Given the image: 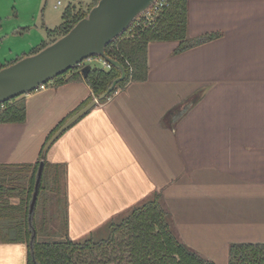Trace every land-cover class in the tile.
I'll return each mask as SVG.
<instances>
[{
	"label": "crops",
	"instance_id": "0c3cea01",
	"mask_svg": "<svg viewBox=\"0 0 264 264\" xmlns=\"http://www.w3.org/2000/svg\"><path fill=\"white\" fill-rule=\"evenodd\" d=\"M205 33L218 36L175 54L177 42L149 43L147 79L98 102L48 148L45 161L64 168L68 239L93 235L158 192L174 235L208 261L227 264L230 243H264V0H189L188 35ZM43 34L4 48L0 63ZM91 95L80 80L19 96L25 120L0 123V165H28L27 187L50 131ZM2 238L0 264H26L27 244Z\"/></svg>",
	"mask_w": 264,
	"mask_h": 264
},
{
	"label": "trees",
	"instance_id": "16d2710c",
	"mask_svg": "<svg viewBox=\"0 0 264 264\" xmlns=\"http://www.w3.org/2000/svg\"><path fill=\"white\" fill-rule=\"evenodd\" d=\"M96 2L97 0H91L86 8L66 6L61 23L52 29L45 28L46 40L29 53L7 63H0V69L25 55L37 52L65 34ZM188 2L189 0H167L166 5L156 13L150 24L141 16L137 17L125 32L105 47V54L124 67L125 77L99 103L105 102L129 82H144L147 79L149 43L177 42L173 50L175 54L218 36L217 33H205L196 37L188 35ZM84 66L86 65H76L50 81L51 84L59 86L85 80L92 95L50 131L43 145L67 118L88 104L93 97L102 94L112 80L120 75V70L112 66L105 68L88 65L87 69H84ZM47 84L49 83L45 85ZM25 116L23 98L16 97L0 104V123H21ZM37 167L38 162L33 165L28 186L24 187L21 183L13 184L12 181L21 182V174L25 173L28 165H0V236L3 237L1 241L26 243L28 246L26 264H215L192 251L174 235L169 225V214L162 207L158 192L134 205L125 214L109 221L104 226L106 235L99 239L94 240L90 235L77 241L67 237L53 240L43 236L41 227L38 237L37 230L32 224L36 231L31 241L27 215ZM58 168L60 166L51 167L44 160L35 209L40 196L45 194L44 181L49 177V183L53 184ZM11 197L18 198L16 205L9 202ZM16 214H20L21 218L14 221L12 219ZM33 222L34 219L31 218V223ZM227 264H264V243H230Z\"/></svg>",
	"mask_w": 264,
	"mask_h": 264
},
{
	"label": "water",
	"instance_id": "95a60500",
	"mask_svg": "<svg viewBox=\"0 0 264 264\" xmlns=\"http://www.w3.org/2000/svg\"><path fill=\"white\" fill-rule=\"evenodd\" d=\"M155 2L156 0H97L87 14L65 34L37 52L25 55L0 69V104L35 91L39 85L52 81L56 76L93 57L104 61L109 67L120 70V75L112 80L102 94L93 97L88 104L67 118L43 145L28 205L31 241L35 237L31 218L48 148L66 129L107 97L125 77L124 67L105 54V47L125 32L129 25ZM87 67L88 65L84 66V69Z\"/></svg>",
	"mask_w": 264,
	"mask_h": 264
},
{
	"label": "rangeland",
	"instance_id": "374dc122",
	"mask_svg": "<svg viewBox=\"0 0 264 264\" xmlns=\"http://www.w3.org/2000/svg\"><path fill=\"white\" fill-rule=\"evenodd\" d=\"M55 1L44 0L38 7L37 0H0V55L6 48H19L26 46L30 41L36 42L40 33L45 34V28L52 29L58 26L68 1L63 0L62 5L54 8ZM81 64L103 67L98 58L84 60ZM48 83L51 84V82ZM63 171L64 168L60 166L53 184L49 183V177L44 181L45 194L40 196V201L37 203V209L39 206L40 209L36 210L38 215L40 213V220H37L35 216L32 223L38 237H40V227L45 238L58 240L66 237V184L62 175ZM12 183L20 184L16 180ZM105 235L106 230L103 226L92 236L96 240Z\"/></svg>",
	"mask_w": 264,
	"mask_h": 264
},
{
	"label": "built area",
	"instance_id": "2783aa9c",
	"mask_svg": "<svg viewBox=\"0 0 264 264\" xmlns=\"http://www.w3.org/2000/svg\"><path fill=\"white\" fill-rule=\"evenodd\" d=\"M167 0H156V2L147 10L145 13L140 15L144 21L148 22L149 24L154 20L156 13L164 6L166 5ZM60 4V1L57 2V5ZM102 61V60H101ZM102 64L105 68H109V66L102 61ZM45 84H41L37 87L36 90H41L45 88ZM35 90V91H36Z\"/></svg>",
	"mask_w": 264,
	"mask_h": 264
}]
</instances>
